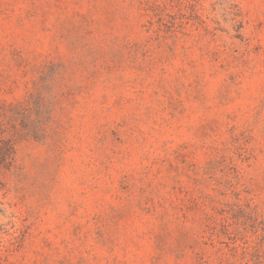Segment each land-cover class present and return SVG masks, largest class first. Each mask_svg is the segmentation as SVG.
<instances>
[{"label":"rangeland","instance_id":"374dc122","mask_svg":"<svg viewBox=\"0 0 264 264\" xmlns=\"http://www.w3.org/2000/svg\"><path fill=\"white\" fill-rule=\"evenodd\" d=\"M38 118L0 264H264V0H0V133Z\"/></svg>","mask_w":264,"mask_h":264},{"label":"trees","instance_id":"16d2710c","mask_svg":"<svg viewBox=\"0 0 264 264\" xmlns=\"http://www.w3.org/2000/svg\"><path fill=\"white\" fill-rule=\"evenodd\" d=\"M31 104V99H28L25 101L24 104L17 105L16 108H21L22 110H25ZM35 124H37V126H34V128H32V130L28 132H22L18 130L14 134L7 137L2 136V132L0 133V158L3 157L2 161H4V163L9 164L11 162L12 158L10 155L14 153V142L16 140L24 138L41 140L45 138L44 124L40 122L39 118L35 120Z\"/></svg>","mask_w":264,"mask_h":264}]
</instances>
